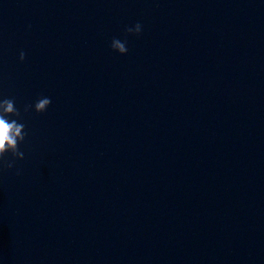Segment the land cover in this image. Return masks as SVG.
I'll return each mask as SVG.
<instances>
[{
  "label": "water",
  "instance_id": "obj_1",
  "mask_svg": "<svg viewBox=\"0 0 264 264\" xmlns=\"http://www.w3.org/2000/svg\"><path fill=\"white\" fill-rule=\"evenodd\" d=\"M3 98L39 264H264V0H0Z\"/></svg>",
  "mask_w": 264,
  "mask_h": 264
},
{
  "label": "clouds",
  "instance_id": "obj_2",
  "mask_svg": "<svg viewBox=\"0 0 264 264\" xmlns=\"http://www.w3.org/2000/svg\"><path fill=\"white\" fill-rule=\"evenodd\" d=\"M125 32L128 35L139 36L142 33V25L137 22L132 27H126ZM111 49L121 55L127 54V40L122 42L120 39L113 38ZM25 58V52L21 51L19 60L23 62ZM51 102L49 97L42 96L34 104H26L24 113L31 110L37 114H42L48 110ZM10 117H15V119H10ZM22 120L23 116L16 107L15 98L0 99V171L10 170L16 161L24 159V152L20 150V145L25 141L27 132L25 131V124L20 122ZM9 154L11 160L6 159ZM19 174L20 172L17 170L16 175Z\"/></svg>",
  "mask_w": 264,
  "mask_h": 264
}]
</instances>
